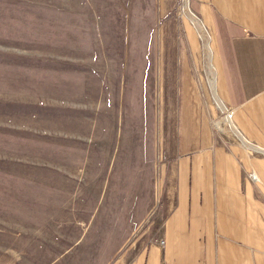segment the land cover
Segmentation results:
<instances>
[{
	"label": "rangeland",
	"instance_id": "obj_1",
	"mask_svg": "<svg viewBox=\"0 0 264 264\" xmlns=\"http://www.w3.org/2000/svg\"><path fill=\"white\" fill-rule=\"evenodd\" d=\"M189 8L0 0V264H129L160 236L180 79L214 77Z\"/></svg>",
	"mask_w": 264,
	"mask_h": 264
},
{
	"label": "crops",
	"instance_id": "obj_2",
	"mask_svg": "<svg viewBox=\"0 0 264 264\" xmlns=\"http://www.w3.org/2000/svg\"><path fill=\"white\" fill-rule=\"evenodd\" d=\"M189 4L207 29L214 77L207 85L195 62L183 71L172 206L129 264H264V0ZM225 107L244 142L220 126Z\"/></svg>",
	"mask_w": 264,
	"mask_h": 264
},
{
	"label": "water",
	"instance_id": "obj_3",
	"mask_svg": "<svg viewBox=\"0 0 264 264\" xmlns=\"http://www.w3.org/2000/svg\"><path fill=\"white\" fill-rule=\"evenodd\" d=\"M189 12L191 13V15H192V11H191V9H189ZM193 17H196L195 15H193V16H191V19H192V22L194 23V25H195V27L198 29V31L201 33L202 31H201V28H200V25H199V23L196 21V20H194V18ZM207 63H208V65L209 66H211V63H210V59H209V57H207ZM224 110V109H223Z\"/></svg>",
	"mask_w": 264,
	"mask_h": 264
},
{
	"label": "built area",
	"instance_id": "obj_4",
	"mask_svg": "<svg viewBox=\"0 0 264 264\" xmlns=\"http://www.w3.org/2000/svg\"><path fill=\"white\" fill-rule=\"evenodd\" d=\"M202 24V23H201ZM203 26V25H202ZM229 115L230 116V114H231V112H230V110L229 109H227L226 107L224 108V115ZM251 176L252 177H255V175L253 174V173H251Z\"/></svg>",
	"mask_w": 264,
	"mask_h": 264
},
{
	"label": "bare ground",
	"instance_id": "obj_5",
	"mask_svg": "<svg viewBox=\"0 0 264 264\" xmlns=\"http://www.w3.org/2000/svg\"><path fill=\"white\" fill-rule=\"evenodd\" d=\"M229 118H230V116H229Z\"/></svg>",
	"mask_w": 264,
	"mask_h": 264
}]
</instances>
